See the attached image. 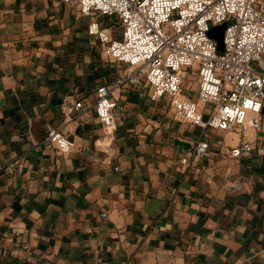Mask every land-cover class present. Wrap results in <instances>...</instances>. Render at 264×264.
I'll use <instances>...</instances> for the list:
<instances>
[{"label": "crops", "instance_id": "1", "mask_svg": "<svg viewBox=\"0 0 264 264\" xmlns=\"http://www.w3.org/2000/svg\"><path fill=\"white\" fill-rule=\"evenodd\" d=\"M92 23L121 35L117 17L64 0H0V264H264V108L244 137L125 84L108 131L96 92L128 68ZM65 96L90 109L66 121ZM50 128L71 151L47 142ZM199 141L209 149L194 159ZM243 142L251 155L231 157Z\"/></svg>", "mask_w": 264, "mask_h": 264}, {"label": "built area", "instance_id": "2", "mask_svg": "<svg viewBox=\"0 0 264 264\" xmlns=\"http://www.w3.org/2000/svg\"><path fill=\"white\" fill-rule=\"evenodd\" d=\"M82 14L99 12L117 17L122 32L111 39L106 30L92 23L89 33L108 43L107 57L127 65L128 73L113 87L96 92L95 112L102 127H115L117 101L114 92L127 84L147 85L150 100L169 97L177 115L201 128L235 132L246 136L259 129L264 108V0H64ZM227 23L224 49L209 35L212 28ZM196 77V100L184 95L187 73ZM208 107L205 119L198 104ZM90 109V108H89ZM88 109V110H89ZM83 101L70 96L62 100L66 121L75 111H88ZM47 142L67 153L74 142L61 129L50 128ZM207 141H199L193 158L204 157ZM249 142L230 151L233 158L249 157ZM190 164L186 157L181 159ZM0 162V170H1ZM26 248V246H23Z\"/></svg>", "mask_w": 264, "mask_h": 264}, {"label": "water", "instance_id": "3", "mask_svg": "<svg viewBox=\"0 0 264 264\" xmlns=\"http://www.w3.org/2000/svg\"><path fill=\"white\" fill-rule=\"evenodd\" d=\"M226 27L227 23L215 26L209 33L210 37H212L217 42L219 52H222L224 49L223 35Z\"/></svg>", "mask_w": 264, "mask_h": 264}, {"label": "rangeland", "instance_id": "4", "mask_svg": "<svg viewBox=\"0 0 264 264\" xmlns=\"http://www.w3.org/2000/svg\"><path fill=\"white\" fill-rule=\"evenodd\" d=\"M195 83H196V77L188 72L183 82V91L190 92L193 86H195Z\"/></svg>", "mask_w": 264, "mask_h": 264}]
</instances>
